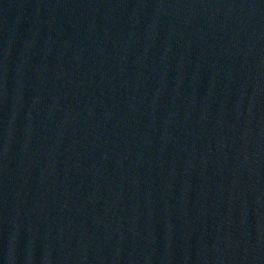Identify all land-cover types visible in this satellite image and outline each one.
Returning <instances> with one entry per match:
<instances>
[{"label":"water","instance_id":"water-1","mask_svg":"<svg viewBox=\"0 0 264 264\" xmlns=\"http://www.w3.org/2000/svg\"><path fill=\"white\" fill-rule=\"evenodd\" d=\"M0 264H264V0H0Z\"/></svg>","mask_w":264,"mask_h":264}]
</instances>
